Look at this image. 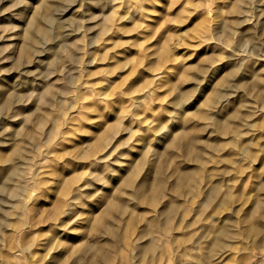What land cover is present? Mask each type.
<instances>
[{"label":"rangeland","instance_id":"374dc122","mask_svg":"<svg viewBox=\"0 0 264 264\" xmlns=\"http://www.w3.org/2000/svg\"><path fill=\"white\" fill-rule=\"evenodd\" d=\"M68 1H51L63 11L52 13L72 31L67 47L53 50L49 60H55L59 69L70 68L65 82L55 80L53 73L50 78L55 85L70 88L71 93L54 107L39 132V116L31 113L37 104L34 98L23 103L26 107L22 114H28V120L19 125L20 137L12 126L14 119L7 113L0 115V142L14 140V147L22 145L31 154L36 152L28 170L36 167L40 172L39 177L27 182L24 195L30 199H26V209L21 210L19 206L7 209L6 221L21 226L26 220L30 228L13 233L7 227L0 232V264H46L48 261L51 264H106L105 258H109L108 264H203L199 240L202 245L208 244L213 235L209 233V226H223L226 217L230 218L229 228L237 237L229 250L216 251L210 258L211 263L264 264V114H254L253 127L243 130L237 141L251 139L253 143L247 151L243 148L245 144L240 145L241 157L234 156L237 152L229 139H217V133L208 128L207 121L181 114L186 103L198 106L207 98L214 99L213 85L215 90H231L230 77L227 83L216 82L220 73L211 80L209 88H204L209 79H202L209 75V70L201 73L200 68L208 66L203 61L208 55L216 61L219 57L213 55L217 53L240 54L247 65L259 68L264 78V24L256 26L257 20H264V0H138L147 10L146 18L137 13L132 17L137 11L132 0L125 1L124 6L114 0L110 4L116 6L115 19L123 15L131 18L132 23L119 25L99 42L96 37L101 27L99 6L84 12L79 19L83 7ZM40 2L0 0V81L4 83L18 84L19 79L26 77L30 82L52 71L48 70L46 59L39 63L40 69L30 64L28 75L19 64L12 65L19 56L21 29ZM238 6L240 10L235 13ZM234 18L241 23L230 40L220 34L216 37V28ZM216 39L220 42H215ZM215 43L213 54L210 49ZM30 52L33 54V49ZM33 57H26V62ZM217 63L213 62L211 67ZM262 91L261 86L238 90L239 95L252 102H259ZM175 97L186 102L175 103ZM204 109L208 114L206 107L200 110ZM178 116L187 120L180 125L183 126L180 128L183 133L179 134L181 144L165 148L159 160L167 182L165 188L173 180L168 167L172 166L185 172L196 169L201 185L209 188L217 184L219 193L201 210L198 202L203 194L172 198V204L177 206L169 224L165 225L166 217L157 210L165 199L156 203L155 208L141 205L126 194L129 189L120 185V180L125 172L139 164L140 150L153 149L160 133L166 129L167 137L174 134L170 126ZM56 119L64 123L55 131L51 142H46L44 133ZM176 129L175 133H179V128ZM34 136L36 142L32 141ZM190 142L194 152L189 157L197 154L200 165L185 155V145ZM203 154L210 157L203 159ZM7 155L8 151L2 152L3 158ZM102 178L108 180L107 186L101 182ZM147 179L144 193L149 197L153 174L149 173ZM80 185L78 194L73 190ZM119 190L125 193L119 194ZM75 193L77 198L72 200ZM223 194L228 195L229 205L213 212V205ZM255 201L259 206L252 209ZM116 204L123 207L113 221L110 207ZM68 205L72 211L66 215ZM236 206L237 212L233 213L231 209ZM152 219L155 221L145 224ZM139 233L143 238L136 241ZM167 234L175 235L177 240L169 241ZM182 238H186V243L181 242ZM147 240H154V246L141 251L140 244ZM26 245H32L31 253L20 254L19 250Z\"/></svg>","mask_w":264,"mask_h":264},{"label":"bare ground","instance_id":"6f19581e","mask_svg":"<svg viewBox=\"0 0 264 264\" xmlns=\"http://www.w3.org/2000/svg\"><path fill=\"white\" fill-rule=\"evenodd\" d=\"M51 1L41 0L38 9H35L33 11L27 24H25L26 22L24 23L25 26L21 29L22 33L20 35V39L18 40L19 56L16 61L12 62V65L17 66L19 64L22 70L25 71V73L28 75L29 70L27 69L30 68V64H33L32 67H37V69H40V66H38L39 63L46 59L48 61L46 66L48 67V70L51 69L52 71H50L46 75L39 76L37 79L30 80V82L26 79L27 77L22 78L23 80L18 78L19 83L17 82L18 84H12L13 86L10 85V83H4L3 81H0V115L3 113H7V115H10L14 119L12 121L13 123H11L12 126H15L16 136L19 137L22 133V131L19 129V125L23 122H27L28 120V114L24 116L22 114L24 113L23 109L26 107L23 105L25 100L34 98L35 102H37L31 113H37L39 116V123L37 128V132H39V130L41 131L43 129L45 120H48L51 116L54 107L57 104L61 103V99L66 94L71 93L70 88L67 89L63 85H55L50 78L51 73L54 74L55 80L62 79L64 81L65 77L69 76L70 68L63 67L62 69H59L56 67V61L53 59H49L51 58L53 50H55L56 52V50L59 48L67 47V40L69 39L70 33L72 31L71 29L69 30L65 27L66 23L64 21H61V18L58 17V15L56 16L52 13L54 10H56L55 12H57L60 8V5H53L51 4ZM113 1L114 0H69L68 2L69 4L76 2L78 3L80 8L83 7V11L81 12V15H79L81 16L79 17V19L83 17L84 12L93 11L95 6H99V25L101 27L97 29L98 34H96L99 42L103 40L102 36H105L112 30L116 29L119 25H123L124 23H132L131 18H125L123 15L118 16L115 19L114 9L116 6H114V4H110ZM117 1L119 2V5L124 6L125 1L127 2L131 0ZM132 1L135 2L137 6V11L132 14V17H134L137 13L140 17L146 18L147 10L144 9L143 5L139 3L140 1ZM39 9L45 10L44 12H42ZM239 10L240 6L237 7L235 13H238ZM59 11L60 13L63 12L62 9H60ZM257 11L259 13V10ZM255 14L257 15V13ZM92 18H96V16H93ZM228 23H230L231 25ZM239 23H241V21H239L238 18H234V20L230 22H222L220 26L214 31L215 36L218 37V34H220L227 41L230 40V37L237 30ZM263 24L264 20L262 22L257 20L256 22V26H261ZM215 42L219 43L220 41L216 39ZM90 44L91 41L88 43V45ZM214 45L211 46L210 49L213 54L215 53L213 51V48L216 47V43ZM31 49H33V54L30 52ZM239 55L232 54L228 56H221L220 53L214 54L213 56L219 57V59L216 60L218 63L213 67L211 66L213 62L215 64L216 61H214L211 55H208L203 60L204 62L207 61L209 63L208 66L200 68L201 73H206L209 70V75H205L202 79L206 80L207 77L209 79L205 82L207 83V86L204 87L205 89L210 87V82L214 79V76L220 73V76L217 78V80L215 79L216 82L227 83L228 78L230 77L232 82L230 88L231 90L234 89L233 91H227L228 89H226V91L215 90L213 85L212 97H215L214 99L207 98L205 101H203L202 104L198 106H193L192 102H190L189 104L186 103L181 109V114L186 113L191 118L198 116L201 120L207 121L208 128L211 129L214 133H217L218 140L225 138L229 139V143L234 145L236 149L237 154L234 155L235 157H241V152L239 149V147L242 148L240 146L241 144H245L243 148L246 151L253 144L251 139H247L246 142H237L239 141L243 130L247 131L253 127V115L258 113L264 114V91L259 94V102L246 101L243 94L239 95L238 90L240 89H249L256 86H261L264 89V78L260 73V69H256L257 67L253 65H247V60H244L245 57L244 59H242ZM31 56L34 57L31 58V60H27L26 62L25 58ZM22 59H25V63L22 62ZM260 62H263V60H260ZM200 69L198 71H200ZM78 71L79 73H81L82 69H79ZM27 93L29 95L28 98H26ZM173 101L175 103L186 102V100L181 97H179V99L175 97ZM202 106L206 107L208 114L205 113V109L200 110ZM21 116H23L24 118L19 121L18 118ZM186 121L187 120H183L182 116H178L175 123L170 126L171 128H173L174 134H172L171 137H167L168 130L165 128L166 130H164V133H160V136L157 138L155 147L151 150H140L139 164L135 165L132 170H128V172H125V175L120 180V185L129 189V193L126 194H130L131 197H133V199L141 205L155 208L156 203L159 204L162 199H165V202H161V207L157 209L160 215H164L166 217L165 225L169 224L172 211H174L177 206L176 204H172V198H176L184 194H191L192 196L203 194V198L198 202L199 210H201L208 203L212 202L213 196L219 193V186L217 184L209 188H207L206 184L201 185V177L197 176L198 172L196 169L185 172L183 170L175 169L172 166L168 167L170 168L169 175L171 178L173 177V180L170 184L168 183L167 189L165 188L167 182L165 181L164 173L162 171L159 160L163 156V150H165V148H174L179 146V134L182 135L183 133V129H180L183 126L180 125L185 124ZM63 123L60 124L57 119L54 120L52 126L44 133L46 142H51L55 131L57 133L60 125H63ZM205 124L206 122L204 123V125ZM176 128H179V133H175L177 131ZM36 140V136H34L32 138V141L36 142ZM192 141L193 140H191V142ZM191 142L185 145L184 148L185 155H187L188 157L189 154L192 155L194 152ZM6 143L9 144L8 147L4 146ZM44 143L45 142H43V144ZM14 146V140H7L3 143L0 142V232L2 233L4 230H6L7 227H9L13 233H17L19 230L30 228V226H27L26 220L23 221L21 226L11 225V223L6 221V219L8 218L7 209L14 208L15 206H19L21 210L26 209V199H30V197L24 195L27 188V182L33 181L34 177H39L40 174L36 167H34V169L31 171L28 170L30 168L31 161L35 159L36 152L31 154L30 149L26 148L25 146ZM242 150L243 149H241V151ZM4 151H8V155L3 158L2 152ZM215 151L216 150H214L213 152ZM209 157L210 156L208 155H204L203 159ZM189 158L191 161H194L196 165H200L199 162L201 161L197 154ZM235 162L236 160L231 162V164H234ZM128 164L129 162H127V164L124 166L125 169H127ZM110 172L112 173L113 170H111ZM149 173L153 174L154 183L148 197L145 195L144 189L148 183L147 178ZM117 179L119 181V178ZM101 182L105 184V186H107L106 183L108 182V180L102 178ZM81 186L82 185L77 186L73 191H77L79 194L81 191ZM87 186L89 187L91 185L87 184ZM118 193L122 194L125 192L119 190ZM75 198H77V193L71 196L72 200H75ZM12 200H16L15 204H13ZM156 200L157 202H155ZM229 201L230 199L228 198V195L223 194L222 198L216 201L213 205V212H216L219 209H224L227 205H229ZM138 203H136V205H139ZM70 206L71 205H68L65 210L66 215H68L69 212L72 211ZM125 206L127 205L125 204ZM258 206L259 202L255 201L252 202L251 208L255 209ZM122 207V204H116L110 207L113 221L116 218V214L120 209H122ZM237 209L238 206L232 208L231 211L233 213H236ZM153 221L155 220L152 219L150 221H145V224H151ZM225 221L226 224L219 228L209 226V233L213 235L208 244L202 245L201 241L199 240L200 251H202L201 256L205 261L203 264H213L211 263L210 258L214 257L216 251L222 249L229 250L232 246V242L237 237V235L229 228L230 225L228 222H230V218L226 217ZM94 223H96V221ZM96 224L99 225L98 222ZM109 226H106L105 228L110 231L111 229L109 228ZM110 232L112 233V231ZM167 235L169 241L177 240L175 235L173 237H171L170 234ZM142 238V234L139 233L136 236V241H139ZM184 241L186 243V238L181 239V242ZM154 242V240H147L145 243L140 244L139 248L141 251H147L149 248H152L154 246ZM31 246L32 245H26L22 247L21 250H19V253L23 254V252L26 251L31 253ZM7 254L9 255V253ZM106 255L107 254H105V256ZM55 258H57V256L51 257L49 259L52 260ZM108 260L109 258H105L104 261H106V264H108ZM46 264H51V261H48Z\"/></svg>","mask_w":264,"mask_h":264}]
</instances>
